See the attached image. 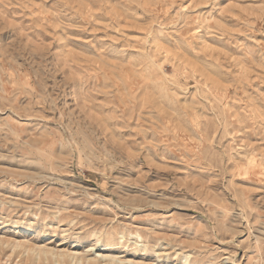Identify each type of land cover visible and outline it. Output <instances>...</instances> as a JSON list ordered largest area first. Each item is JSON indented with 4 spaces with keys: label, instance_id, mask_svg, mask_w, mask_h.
Here are the masks:
<instances>
[{
    "label": "rangeland",
    "instance_id": "374dc122",
    "mask_svg": "<svg viewBox=\"0 0 264 264\" xmlns=\"http://www.w3.org/2000/svg\"><path fill=\"white\" fill-rule=\"evenodd\" d=\"M88 262L264 264V0H0V264Z\"/></svg>",
    "mask_w": 264,
    "mask_h": 264
},
{
    "label": "bare ground",
    "instance_id": "6f19581e",
    "mask_svg": "<svg viewBox=\"0 0 264 264\" xmlns=\"http://www.w3.org/2000/svg\"><path fill=\"white\" fill-rule=\"evenodd\" d=\"M137 247H138V246H137ZM18 248H19V247H18ZM18 248H17V249H18ZM20 248H21V247H20ZM14 249H15V248H14ZM14 249H13V250H14ZM21 249H22V248H21ZM27 252H28V251H27ZM41 252H42V251H41ZM34 253H35V252H34ZM45 253H46V252H45ZM49 253H51V252H49ZM35 255H36V254H35ZM43 255H44V254H43ZM43 255H42V256H43ZM72 255H73V254H72ZM40 256H41V255H40ZM46 256H48V254H47ZM64 256H66V255H64ZM62 257H63V255H62ZM37 258H38V257H37ZM50 258H51V257H50ZM55 258H56V256L54 257V259H55ZM57 258H58V257H57ZM65 258H66V257H65ZM65 258H64V259H65ZM69 258H70V257H69ZM59 259H60V258H59ZM67 259H68V258H67ZM67 259H66V260H67ZM75 259H76V258H75ZM60 260H62V259H60ZM71 260H72V259H71ZM88 260H89V259H88ZM88 260H87V261H88ZM95 260H96V259H94V262H95ZM54 261H55V260H54ZM75 261H76V260H75ZM75 261H74V262H75ZM80 261H81V260H80ZM84 261H85V260H84ZM84 261H83V263H84ZM89 261H90V260H89ZM96 261H97V260H96ZM90 262H91V261H90ZM92 262H93V259H92ZM88 263H89V262H88ZM96 263H97V262H96ZM89 264H90V263H89ZM105 264H106V263H105Z\"/></svg>",
    "mask_w": 264,
    "mask_h": 264
}]
</instances>
